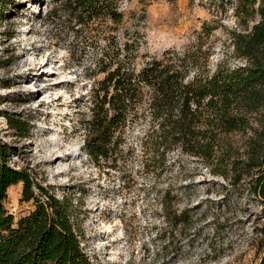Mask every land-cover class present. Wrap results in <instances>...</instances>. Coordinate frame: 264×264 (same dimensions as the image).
Returning a JSON list of instances; mask_svg holds the SVG:
<instances>
[{
  "label": "rangeland",
  "instance_id": "374dc122",
  "mask_svg": "<svg viewBox=\"0 0 264 264\" xmlns=\"http://www.w3.org/2000/svg\"><path fill=\"white\" fill-rule=\"evenodd\" d=\"M57 2L11 0L0 14V138L18 151L13 167L31 171L61 199L73 196L92 264H260L264 215L254 196L179 150L163 171L144 169L140 141L148 117L125 131L124 156L114 166H99L83 151L92 89L103 78L92 76L94 61L106 41L89 44L88 29L69 23L63 11L51 13ZM237 6L238 0H120L123 22L108 25L120 43L139 37L138 66L200 45L213 72L243 62L231 43L232 32L245 29ZM10 119L29 123V135L21 137ZM22 191L23 184L13 186L6 202L15 223L34 210ZM164 207L187 213L189 223L175 229Z\"/></svg>",
  "mask_w": 264,
  "mask_h": 264
},
{
  "label": "trees",
  "instance_id": "16d2710c",
  "mask_svg": "<svg viewBox=\"0 0 264 264\" xmlns=\"http://www.w3.org/2000/svg\"><path fill=\"white\" fill-rule=\"evenodd\" d=\"M10 1L0 0L1 15ZM119 1L58 0L51 10L65 12L69 23L88 29V42L96 48L101 38L106 41L94 61L92 76L103 78L92 89L83 151L99 166H114L124 156L125 131L148 117L140 141L144 169L163 171L170 154L179 150L234 189L247 188L264 215V0H238L236 16L245 29L233 31L231 43L243 62L234 67L221 63L213 72L200 45L185 53L165 51L138 66L139 37L120 43L108 25L123 22ZM4 63L0 57V70ZM8 123L21 137L29 135V123ZM17 153L0 138V264H92L82 246L73 196L61 199L31 171L13 167ZM18 184H23L22 200L33 201L34 210L15 223L6 202ZM164 208L175 229L189 223L187 213ZM260 232L264 249V225Z\"/></svg>",
  "mask_w": 264,
  "mask_h": 264
},
{
  "label": "built area",
  "instance_id": "2783aa9c",
  "mask_svg": "<svg viewBox=\"0 0 264 264\" xmlns=\"http://www.w3.org/2000/svg\"><path fill=\"white\" fill-rule=\"evenodd\" d=\"M13 166V165H12Z\"/></svg>",
  "mask_w": 264,
  "mask_h": 264
}]
</instances>
